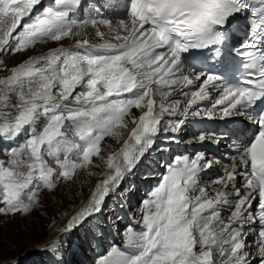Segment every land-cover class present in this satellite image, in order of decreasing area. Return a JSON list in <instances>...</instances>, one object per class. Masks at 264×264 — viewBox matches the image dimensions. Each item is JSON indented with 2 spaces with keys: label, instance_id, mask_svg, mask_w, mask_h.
I'll use <instances>...</instances> for the list:
<instances>
[{
  "label": "snow or ice",
  "instance_id": "6c2138e0",
  "mask_svg": "<svg viewBox=\"0 0 264 264\" xmlns=\"http://www.w3.org/2000/svg\"><path fill=\"white\" fill-rule=\"evenodd\" d=\"M41 4L0 0V54L60 43L0 77V140L27 132L7 149V161L0 159V215L26 217L40 206L41 189L54 191L78 170L100 167L97 158L106 170L62 231L85 225L150 155L164 114L180 111L178 101L163 103L171 91L195 86L187 115L210 89H219L212 108L220 106L219 119L233 127L196 138L201 144L232 141L224 175L213 181L214 196L201 186V173L220 161L204 151L176 156L142 201L141 223L127 227L122 243L96 264H264V0H116L97 4L95 15L82 19L74 18L82 0H52L36 13ZM106 8L116 15L115 25ZM102 25L116 42L80 38L91 26L103 39ZM65 39L75 43L66 48ZM189 57L211 59L215 70L186 67ZM205 115L214 118L211 111ZM184 123L169 121L165 131L176 133ZM106 137L120 147L102 154ZM51 248L58 251L55 243Z\"/></svg>",
  "mask_w": 264,
  "mask_h": 264
},
{
  "label": "rangeland",
  "instance_id": "374dc122",
  "mask_svg": "<svg viewBox=\"0 0 264 264\" xmlns=\"http://www.w3.org/2000/svg\"><path fill=\"white\" fill-rule=\"evenodd\" d=\"M84 34L86 37L91 35L89 30H85ZM64 43L66 42H62L63 46L65 45ZM58 46H60L59 42L51 41L50 44L45 46L39 47L38 45H35L26 51L17 52L15 54L8 52L0 54V61L3 62L0 63V77L7 75L8 71L16 64L18 65L22 59L28 56H36L39 53H44L47 48H54ZM24 134L19 138V142L9 145L5 143L0 147V159L5 160V162L7 161V149L21 143L27 137V132ZM6 140L7 139H4L3 143L6 142ZM108 140L110 139L108 138ZM3 154H6V156ZM156 155L158 162H164V165H158V163L154 160V165L152 166L154 173L163 169L165 164H167V161L164 159L166 154L165 156H162L161 152H157ZM52 166H55L54 162ZM80 171L81 170L77 171V174L74 176L72 181L61 180L57 184V188L54 191L41 189L40 206L35 208V210L26 217L21 214H17L15 216L0 215V264H16L15 262H17V259L30 255V253H35L39 249L50 248L54 243L57 244L59 250L49 251L47 249V251L48 253H52V256L55 257H57L58 253H61L58 258H60V260L62 259L63 264H96L99 257L106 253L109 248L106 247L105 238L108 236V232L110 236L112 235L110 231L103 226V223L98 220H94L92 222L93 226L88 223L85 224L84 230L81 229L82 226L78 228L79 230L81 229V231L83 230L81 234H79V230L75 233L72 231L66 233L59 231L56 235L49 238L52 230L56 229L64 218L67 217V215L72 214L78 205L88 199L89 192L92 190L91 187H94L96 183L95 176L97 168L89 166L87 170ZM89 172H91L92 175H89ZM154 181H157L154 176L142 177V175L138 174L134 184L138 185L140 182L142 183V186L146 188V185L149 184L148 186L150 187V184ZM125 186L127 188L126 194L130 198H136L135 196L139 193L138 191L141 190L140 188L135 189L132 187L131 189V186ZM109 198L110 197H108L107 200H109ZM107 200L106 202L108 203ZM123 201H126L125 194L121 200V203H123V206L125 207V204H127L128 201H126V203ZM124 207H122L123 211ZM110 210H113L112 207ZM106 211L101 213L99 217L103 221L106 219L107 224H110V221H112V225H114L112 230H116L118 226L121 225V220H123L124 217L118 221L113 219V213L109 211L107 213ZM107 216L112 219H108ZM94 238H96V240H94ZM78 248L81 250V253L76 251ZM76 253L78 254L75 255ZM72 256L75 257L72 258ZM42 262L45 263V260Z\"/></svg>",
  "mask_w": 264,
  "mask_h": 264
},
{
  "label": "bare ground",
  "instance_id": "6f19581e",
  "mask_svg": "<svg viewBox=\"0 0 264 264\" xmlns=\"http://www.w3.org/2000/svg\"><path fill=\"white\" fill-rule=\"evenodd\" d=\"M88 37H91V35H89ZM88 37H86V38H88ZM171 95V94H170ZM168 96L167 97V99L166 100H164L163 102H167V103H169V101L171 100V99H173V98H175V97H171V96ZM218 98L216 97L215 99H214V101H213V104H215V101L217 100ZM160 101H161V99H160ZM212 104V105H213ZM220 109V106H217V108H215V109H213L212 107H211V112H216V111H218ZM135 114H136V111L134 110L133 111ZM199 112H201V111H199ZM168 116H170L169 114H167ZM204 114L201 112V115H199V117H201V119H203L202 118V116H203ZM206 119V118H205ZM171 121H174L173 119H171ZM25 132H21V134H20V136L18 137V138H16L15 140H19V138L24 134ZM25 135V134H24ZM169 135H170V133H168V135H167V138L165 139V141H164V143L166 144V143H173L174 141H175V139H169ZM173 136H175V135H173ZM109 139L110 140H108V138L107 139H105V141H103L102 143H101V148H102V154H105L106 152H111V151H115V150H117L119 147H120V145L119 144H117L116 143V141L115 140H113L112 138H110L109 137ZM204 143H208V141H206V142H204ZM188 144V146L189 147H196L197 146V144L196 145H194V143H187ZM167 147V150H169V149H172V148H175V152H173V153H175V155H179L180 153H177V151L179 150V149H181L182 151H186V149H185V147H184V145L182 144V142L181 141H178V142H176V147H173V146H169V145H167L166 146ZM200 147H201V145H200ZM221 147V146H220ZM163 150H165V151H167L166 149H163ZM163 150H158V151H156L155 153H157V152H161V155L162 156H165V154L166 153H164L165 151H163ZM218 150H220V148H218ZM222 158V157H221ZM94 159V161H95V163H98L99 165H100V167H95V168H97V173H96V176H95V178H96V182L99 180V179H101L102 177H101V173L102 172H104L105 170H106V166L104 165V163H103V161H100V160H97V158H93ZM168 160H170V158L168 159ZM214 160L215 161H220V163H213V166H212V168H214V167H220L221 169H219V170H217V172L215 173V175H214V177L213 178H211L210 180H208V181H205V182H202L201 183V186L202 187H206L207 188V190H208V192H209V195L210 196H214V194H215V191L216 190H218V186H216V185H210L209 187H207V184H209V183H212L215 179H217L219 176H222V175H224V172H223V168H222V165L224 164L222 161H221V159L220 158H214ZM151 163V162H150ZM220 164H221V166H220ZM140 167L138 166L137 167V169H134V171H133V173L131 174V175H129L128 177H126L125 178V181L122 183V184H124V186L126 185V181H133V183L135 182V179H136V176L138 175H135L134 176V173H135V171L136 170H138ZM93 169V168H92ZM91 169V170H92ZM81 171H83V170H81ZM221 171V172H220ZM165 173V167L163 168V169H161V170H158L157 171V174H160V175H163ZM151 177V176H150ZM154 178H156V180H157V176H154ZM237 181H238V177H237ZM237 186L239 187V185L237 184ZM126 187V186H125ZM92 189L94 188V187H91ZM131 189H132V186H131ZM118 190V189H117ZM92 190H90V192H91ZM90 192H89V195H90ZM89 195H88V198H89ZM110 196H113V194H110ZM109 196V197H110ZM119 199H121L122 200V198L124 197V194L122 195V194H120L119 195ZM88 200V199H87ZM87 200L86 201H84V202H82V204H80V205H78L76 208H75V210H74V212L72 213V214H70V215H67V217L66 218H64V220L61 222V224L60 225H58L57 227H56V229H54V230H52V232L50 233V235H49V238H51L53 235H56V233L57 232H61L62 230H63V228L65 227V225H66V223H67V221H68V219L77 211V210H79L86 202H87ZM107 200V199H106ZM123 202H125L126 203V201H123ZM107 202H106V204H105V209L104 210H107L106 209V207H107ZM124 207V206H123ZM103 211V210H102ZM124 211H125V208H124ZM108 217V216H107ZM108 219H112V218H109L108 217ZM255 228L257 227V225H255L254 226ZM54 231V232H53ZM75 230H72V232H74ZM64 233H66V232H64ZM256 237H255V235H254V232L253 233H251V234H249V236H248V238H247V242L249 243V244H251L252 242H253V240L255 239ZM112 239V238H111Z\"/></svg>",
  "mask_w": 264,
  "mask_h": 264
}]
</instances>
